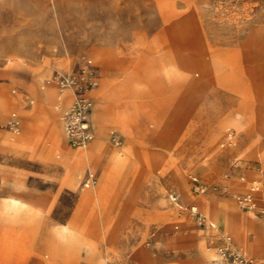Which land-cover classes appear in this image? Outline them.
I'll list each match as a JSON object with an SVG mask.
<instances>
[{
  "label": "rangeland",
  "instance_id": "374dc122",
  "mask_svg": "<svg viewBox=\"0 0 264 264\" xmlns=\"http://www.w3.org/2000/svg\"><path fill=\"white\" fill-rule=\"evenodd\" d=\"M77 88L92 165L65 142ZM253 185L259 210L264 0H0V264H225L222 234L264 262Z\"/></svg>",
  "mask_w": 264,
  "mask_h": 264
},
{
  "label": "built area",
  "instance_id": "2783aa9c",
  "mask_svg": "<svg viewBox=\"0 0 264 264\" xmlns=\"http://www.w3.org/2000/svg\"><path fill=\"white\" fill-rule=\"evenodd\" d=\"M59 84L61 87H74L76 80L74 76L62 73L59 77ZM96 81L92 80L89 85H95ZM79 91L76 94V99L70 110L64 115L63 123L65 132L71 146L75 148H85L90 143L93 137L92 126L90 122V114L92 111L93 103L89 97L85 96L84 92ZM233 133H229L228 142L233 140ZM97 182V174L89 171L85 180V187H90ZM198 189L202 192L206 188L202 185L198 186ZM259 189V185H253L250 191L239 195L238 201L243 209L248 211H257V196L256 192ZM192 211L197 214L201 222L206 221L205 217L200 214L199 211ZM258 213L264 219V208L259 209ZM212 227H216L213 223H210ZM219 251L223 257L225 264H264V262H257L252 258L245 256L241 253L235 244L234 239L229 234L221 235V244Z\"/></svg>",
  "mask_w": 264,
  "mask_h": 264
},
{
  "label": "bare ground",
  "instance_id": "6f19581e",
  "mask_svg": "<svg viewBox=\"0 0 264 264\" xmlns=\"http://www.w3.org/2000/svg\"><path fill=\"white\" fill-rule=\"evenodd\" d=\"M97 97V96H96ZM99 121H100V123L101 122H105V117H104V115L103 114H100L99 115ZM99 123V122H98ZM99 130H103V129H99ZM231 133V132H230ZM62 138V137H61ZM58 140H59V138H58ZM62 140V139H61ZM103 147V146H102ZM100 148H101V144H100V142L99 141H95V143L92 145V147L90 148V150H88L87 148H84L83 149V151H80V152H75V156L76 157H80L81 159H85V164H88V165H92L91 164V162H90V151L92 150V149H97L98 151L100 150ZM97 151V152H98ZM100 153V152H99ZM65 160H66V158H65ZM70 162V161H69ZM100 162V161H99ZM68 167V166H67ZM185 184H186V182H185ZM186 186V185H185ZM100 196V195H99ZM99 196L97 195V198H99ZM173 199H176L174 196L172 197ZM198 204L193 208L195 211H198ZM233 208V207H232ZM208 218L209 219H211L212 221H213V218H212V216L211 215H209L208 216ZM211 221V222H212ZM230 222V221H229ZM228 222V223H229ZM212 223H214V225H216V223L213 221ZM251 225H252V227L254 228V229H256V226H255V222L254 221H252L251 222ZM236 233V232H235ZM238 234V233H237ZM83 235V234H82ZM85 238H87V237H85ZM93 241V240H92ZM87 242H88V240H87ZM95 244V243H94ZM88 246V245H87ZM90 246V245H89ZM82 248V247H81ZM91 248V247H90ZM56 252V251H55ZM217 255H218V253H217Z\"/></svg>",
  "mask_w": 264,
  "mask_h": 264
},
{
  "label": "crops",
  "instance_id": "0c3cea01",
  "mask_svg": "<svg viewBox=\"0 0 264 264\" xmlns=\"http://www.w3.org/2000/svg\"><path fill=\"white\" fill-rule=\"evenodd\" d=\"M43 95L46 97L44 91H43ZM46 99H47V97H46ZM93 110H94V109H93V107H92V111H93ZM92 111H91V113H92ZM90 116H91V114H90ZM64 130H65V128H64ZM65 134H66V132H65ZM92 138H93V137H92ZM65 142H66V145H67V146H69V147H71V148H75V147L71 146V144L69 143L68 138H67V135H65ZM4 147L7 148V149H8V148H9V149L16 148V146L9 145L8 143H7L6 145H4Z\"/></svg>",
  "mask_w": 264,
  "mask_h": 264
}]
</instances>
